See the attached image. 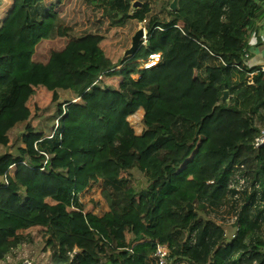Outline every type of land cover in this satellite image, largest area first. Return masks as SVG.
Returning <instances> with one entry per match:
<instances>
[{"label": "trees", "instance_id": "16d2710c", "mask_svg": "<svg viewBox=\"0 0 264 264\" xmlns=\"http://www.w3.org/2000/svg\"><path fill=\"white\" fill-rule=\"evenodd\" d=\"M256 1L25 0L34 48L22 62L8 44L18 0H0V260L39 244L49 264H157L165 244L171 264H251L264 243V71L243 56L264 19ZM140 27L148 46L124 58ZM151 53L160 62L136 77ZM224 92L237 108L215 104ZM19 104L22 117L7 116ZM53 106L50 134L38 132ZM139 108L136 135L126 118Z\"/></svg>", "mask_w": 264, "mask_h": 264}, {"label": "rangeland", "instance_id": "374dc122", "mask_svg": "<svg viewBox=\"0 0 264 264\" xmlns=\"http://www.w3.org/2000/svg\"><path fill=\"white\" fill-rule=\"evenodd\" d=\"M24 1L25 0H18L16 7H15V10L7 22V28H8V44H9V46L14 48L15 54L16 53L18 54L17 57L20 61L27 62L30 58L31 53L33 52L34 42L32 40V36H33L32 32L28 31L26 28L23 27V23L25 21L24 6H23ZM142 46H145V45H142ZM140 55L141 54L139 53L138 56H140ZM250 56H252V55H250ZM128 57L131 58L132 55L128 56ZM251 59H253V58H251ZM139 60L140 59H137V61L134 62V64H136L134 73L137 71V65L139 64L138 63ZM251 63H253V62L250 61L248 65L252 66ZM257 65H259V66L264 65V63L258 62ZM65 97L66 96L64 94L61 96L62 99H65ZM232 99H233L232 97L227 98L225 100L223 98H221L218 101H216L215 104L220 105V106H223L226 104L227 105L228 104L233 105L234 100H232ZM19 108L21 109V104H19L17 106V108L13 112L8 114L7 116L10 117V115L15 113V116L22 117V109L20 112H16ZM142 113L143 112L141 110H135L131 115H129L127 117V121L129 122V124L133 128L136 135H141L144 132V124L142 122V116H143ZM56 118H57V107L56 106L51 107L47 111H43V112L41 111L37 116V121L39 123L37 131L38 132L42 131L43 133H45L47 135L50 134L51 128L54 125V123L56 122ZM27 125H28V121L27 122L24 121V123L22 125H20V128L18 130H12L10 132V136H12V138L15 141V145L11 149H9L12 152H16L17 149H24L25 148V145H24L22 138L27 133V130H26ZM4 151H5L4 149H2V148L0 149V153H2ZM85 159H86V161H85V166H84L83 171H84L85 179L89 180V178L91 176V172H90L91 167L95 164V161L98 158L96 157L94 159V161H92L91 158L87 156ZM90 182H91V180H90ZM5 190H9V189L6 188ZM11 190L16 192L17 197H18V195H23L25 193V190L22 187L18 188L16 186V183H13L11 185ZM10 196H13V195L10 194ZM36 216H37V214L34 213L32 218H34ZM168 228H169V223L167 221H161V225H160V232L162 233L161 235H167ZM99 231H101L105 242L108 243L109 239L107 238L103 228H99ZM251 249H252V251L250 252V253H252L251 255L257 256L258 259H260L264 256V244H261L259 242H253L251 245ZM44 252L45 251L43 250L42 246L39 244H26L24 246L19 247L16 250H14L9 255L10 259L8 261L6 259L3 261H0V264H14V263L18 264L23 259H28V260L32 261L33 264H49L50 260L48 257L44 256ZM254 261H256V260H254ZM23 262L24 261H22V263Z\"/></svg>", "mask_w": 264, "mask_h": 264}, {"label": "built area", "instance_id": "2783aa9c", "mask_svg": "<svg viewBox=\"0 0 264 264\" xmlns=\"http://www.w3.org/2000/svg\"><path fill=\"white\" fill-rule=\"evenodd\" d=\"M256 5L259 6L264 11V0L256 1ZM145 42H146L145 39H143L141 44L146 45ZM250 55H251V51L248 48H245L243 50V56L245 58H248ZM160 59H161V56L159 53H151L148 55V57L146 59H140L138 62L139 64L137 65V71L135 73L136 74L135 76L139 78L142 75L144 70H148L150 68L155 67L160 62ZM259 60H260V58H259ZM256 68L260 71H264V65L257 66ZM251 83H252L251 81L247 82L248 85H250ZM226 106H227V104L223 105L222 107H226ZM263 144H264V129L261 130L259 136L255 139L254 146L259 147ZM49 153H43L44 165L47 164L50 160L51 156L49 155ZM144 180H145V177L143 176L139 185H138V191L139 192H143L146 190V187L143 183ZM237 183H238L237 188L239 189L244 185V180L240 179ZM233 234H232V236L234 237ZM259 241L260 240H258V239L253 240V242H259ZM46 253H48V252H46ZM251 254L252 253L246 255L245 260H247L246 261L247 263L255 264V261L253 260V255H251ZM48 255H49V253H48ZM154 255L156 257L157 264H171V262H172L171 253L165 244L157 245ZM22 261H24V262L22 263ZM14 264H16V263H14ZM18 264H33V262L28 260V259H23Z\"/></svg>", "mask_w": 264, "mask_h": 264}, {"label": "crops", "instance_id": "0c3cea01", "mask_svg": "<svg viewBox=\"0 0 264 264\" xmlns=\"http://www.w3.org/2000/svg\"><path fill=\"white\" fill-rule=\"evenodd\" d=\"M249 43H250V46L248 47V49L251 51L252 56L246 58L247 59L246 63L249 64V62L252 61L253 62V63H251L252 66L257 67V66H259V65H257L258 62L264 63V19L263 20L258 19L254 22ZM251 58H253V59H251ZM259 58H260V60H259ZM229 98H231V97H229ZM232 100H234V99H232ZM232 106H234V108H237L236 104H234V103ZM137 110H141L143 112V110L140 108ZM126 120H127V118H126ZM133 173L136 176H138V173L136 170H133ZM143 176H144L143 174L139 175V178H140L139 183H140ZM144 182H145V180L143 181V183ZM139 183H138V185H139ZM144 185H145V183H144ZM137 190H138V186H137ZM44 256L49 258V255L46 252H44ZM9 259L10 258L8 255L6 257V260L8 261ZM0 261H3V260H0Z\"/></svg>", "mask_w": 264, "mask_h": 264}, {"label": "water", "instance_id": "95a60500", "mask_svg": "<svg viewBox=\"0 0 264 264\" xmlns=\"http://www.w3.org/2000/svg\"><path fill=\"white\" fill-rule=\"evenodd\" d=\"M140 5H141V3L136 1L132 4V7L135 8V7H138ZM143 38H144V29L142 27H140L137 30V32L134 34V36L132 37V44L129 47V49L124 53V58L133 55L135 53V51H137V49H138L139 45L141 44ZM145 44H146V46H148V43L145 42ZM222 98L224 100L229 98L228 93L224 92ZM188 209L193 210V206L191 204H188Z\"/></svg>", "mask_w": 264, "mask_h": 264}]
</instances>
